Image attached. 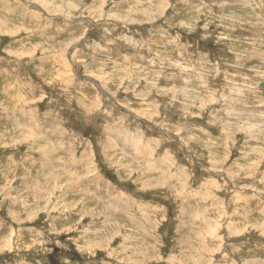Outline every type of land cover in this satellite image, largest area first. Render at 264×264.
<instances>
[{
  "label": "rangeland",
  "instance_id": "rangeland-1",
  "mask_svg": "<svg viewBox=\"0 0 264 264\" xmlns=\"http://www.w3.org/2000/svg\"><path fill=\"white\" fill-rule=\"evenodd\" d=\"M264 0H0V264H264Z\"/></svg>",
  "mask_w": 264,
  "mask_h": 264
},
{
  "label": "water",
  "instance_id": "water-1",
  "mask_svg": "<svg viewBox=\"0 0 264 264\" xmlns=\"http://www.w3.org/2000/svg\"><path fill=\"white\" fill-rule=\"evenodd\" d=\"M260 85L262 88H264V82H261Z\"/></svg>",
  "mask_w": 264,
  "mask_h": 264
}]
</instances>
